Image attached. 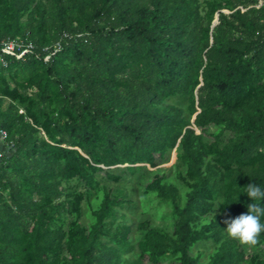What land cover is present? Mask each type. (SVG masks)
Listing matches in <instances>:
<instances>
[{
    "label": "trees",
    "instance_id": "16d2710c",
    "mask_svg": "<svg viewBox=\"0 0 264 264\" xmlns=\"http://www.w3.org/2000/svg\"><path fill=\"white\" fill-rule=\"evenodd\" d=\"M7 38L36 54L0 63V264H264V234L224 229L264 185V0H0ZM169 152L144 194L173 232L139 222L132 256L107 181Z\"/></svg>",
    "mask_w": 264,
    "mask_h": 264
},
{
    "label": "rangeland",
    "instance_id": "374dc122",
    "mask_svg": "<svg viewBox=\"0 0 264 264\" xmlns=\"http://www.w3.org/2000/svg\"><path fill=\"white\" fill-rule=\"evenodd\" d=\"M245 8V7H243ZM226 10V12H229L231 10L229 9H223ZM211 131L213 128L210 129ZM172 152H169L166 154V158L171 157L169 160L170 165H165V161L161 160L160 157L157 158V160H160L157 166L150 167L149 165H144L142 169L138 170L135 174L132 173H125V177L122 181L118 183H112L108 182L109 187L113 188L115 191L121 190L126 199H128V202L124 204V206L118 207L119 211V221H123L125 223H128L130 225H133V231L131 234V239L136 245L135 251L131 254L132 256H136L139 252V249L137 247V243L139 239L143 235V230L138 228L137 224L139 222L148 220L150 221L151 225L154 226H163L166 228L169 232H173V224L172 219H166L167 214L171 211V206L169 203L161 202L155 193H150L148 195L144 194L145 186L149 181L152 180V177L154 173H163L166 172L169 176H172L175 174V168H174V157L173 154L171 156ZM177 160V159H176ZM161 162H164L161 164ZM128 164H125L123 166H126ZM99 178H103V174L101 173L99 175ZM180 186H182V190L184 189V186L182 185V182L180 180H176ZM73 185H77L78 187H82V184L79 183L76 179L72 180ZM83 210H84V216L82 218V221L84 224L89 223V218L87 216L88 208L86 205V202L83 203ZM216 212V209L213 210L209 217L211 218L214 213ZM214 248V242L204 240L200 241L196 244V246L192 250V254L198 253L200 251L204 252L203 259H206L208 257V254L213 250ZM148 264V262L146 261ZM163 264H175L172 261H166Z\"/></svg>",
    "mask_w": 264,
    "mask_h": 264
},
{
    "label": "clouds",
    "instance_id": "9594fccd",
    "mask_svg": "<svg viewBox=\"0 0 264 264\" xmlns=\"http://www.w3.org/2000/svg\"><path fill=\"white\" fill-rule=\"evenodd\" d=\"M242 191L252 199L247 204L248 211L226 221L227 233L243 243L255 244L261 234H264V185L250 183Z\"/></svg>",
    "mask_w": 264,
    "mask_h": 264
},
{
    "label": "built area",
    "instance_id": "2783aa9c",
    "mask_svg": "<svg viewBox=\"0 0 264 264\" xmlns=\"http://www.w3.org/2000/svg\"><path fill=\"white\" fill-rule=\"evenodd\" d=\"M69 37L68 33H65L64 36L57 42L55 45L52 54L55 53L62 47V41ZM47 50V48H46ZM34 44L32 42H23L19 38H7L0 41V63L3 65L7 64V55H13L16 58H22L27 53H34L36 54ZM38 56V55H37ZM51 54L45 57L46 60L50 58ZM0 134L3 139H7L8 132L5 129H0Z\"/></svg>",
    "mask_w": 264,
    "mask_h": 264
},
{
    "label": "water",
    "instance_id": "95a60500",
    "mask_svg": "<svg viewBox=\"0 0 264 264\" xmlns=\"http://www.w3.org/2000/svg\"><path fill=\"white\" fill-rule=\"evenodd\" d=\"M224 12H226V10H223ZM229 12H231V11H229ZM217 23H219V12H217L216 13V15H215V18H214V20H213V22H212V27L213 26H215ZM197 114V113H196ZM196 114L194 115V117H193V120L195 119V117H196ZM197 129V128H196ZM200 129L198 128L197 129V132L198 133H200ZM140 164V163H139ZM142 164H146V163H142ZM147 165V164H146ZM102 166H104V165H102ZM114 166H117V165H113L112 167H114ZM105 167V166H104Z\"/></svg>",
    "mask_w": 264,
    "mask_h": 264
},
{
    "label": "crops",
    "instance_id": "0c3cea01",
    "mask_svg": "<svg viewBox=\"0 0 264 264\" xmlns=\"http://www.w3.org/2000/svg\"><path fill=\"white\" fill-rule=\"evenodd\" d=\"M4 143H5V139H3V137H2L1 134H0V152H1L2 149H3Z\"/></svg>",
    "mask_w": 264,
    "mask_h": 264
}]
</instances>
